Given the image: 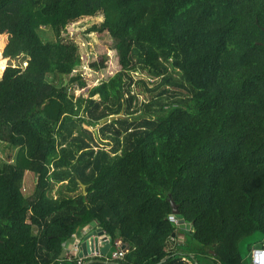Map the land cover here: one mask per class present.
I'll list each match as a JSON object with an SVG mask.
<instances>
[{
    "label": "trees",
    "instance_id": "16d2710c",
    "mask_svg": "<svg viewBox=\"0 0 264 264\" xmlns=\"http://www.w3.org/2000/svg\"><path fill=\"white\" fill-rule=\"evenodd\" d=\"M89 18L115 40L117 71L77 100L91 126L123 112L99 128L118 141L112 157L62 146L75 104L47 79L85 86L61 34ZM0 61V143L19 148L0 166V264H81L60 256L89 224L121 264H243L241 244L264 235V0H0ZM133 84L148 92L137 121ZM81 183L86 194L49 196ZM171 201L192 224L180 247Z\"/></svg>",
    "mask_w": 264,
    "mask_h": 264
},
{
    "label": "rangeland",
    "instance_id": "374dc122",
    "mask_svg": "<svg viewBox=\"0 0 264 264\" xmlns=\"http://www.w3.org/2000/svg\"><path fill=\"white\" fill-rule=\"evenodd\" d=\"M93 22H97V19L89 18L81 23L68 26L65 31H62L61 34L65 41L72 42L78 46L81 64L75 66V70L73 71L72 75L81 76V78L86 82L85 86H80L79 82L77 81L72 83L70 80H68V78L64 79V77L60 75L50 74L48 75L47 79L56 86H67L68 94L73 98V102L75 104L74 109L76 110V113L73 115V122L70 123L67 129L63 131L64 137H59L62 146H67L75 150L77 148L76 140L80 139L81 141L90 144L95 150H98V148L106 150L109 156L112 157L114 155L115 149L119 147L117 139L112 137L111 134L104 132L102 133L99 130L102 123L91 126L85 117L86 114L84 112V103H78L77 100V98H86L89 94V88L100 83L101 81L108 80L117 71L118 62L115 40L108 32L89 33L87 28L91 26ZM39 34L44 42L56 40V34L49 26L41 27L39 29ZM103 55L106 56L104 67L96 68L91 65L92 62L99 61L100 56ZM2 63H4V66L6 65L5 61H0L1 65ZM14 64H19V61L14 62ZM23 64L26 65L25 62ZM130 92L131 94L136 95V99L133 102L134 113L130 116V120L137 121L142 116H144L142 104L144 100L148 98V92L142 85L138 84H133L130 87ZM95 99H99V96H96ZM123 116V112H121L117 117ZM52 128L55 127L52 126ZM93 134L97 138V142L93 139ZM18 150V147L7 146L5 143H0V166H3L5 163H12L16 158ZM36 182L37 177L32 172L27 171L23 185L24 193L30 194L34 190ZM78 193H84V188L82 186H79L75 192H70L67 190V188L65 189L64 185L54 184L49 191V196L56 198L59 195L72 196ZM179 238L180 239L176 240L177 243L180 244L178 247L184 245L185 242L192 241V236L190 234L182 233ZM257 242L264 243V235L257 234L241 244L240 252L243 257V264H251L252 248L259 246ZM68 246H70L69 242ZM120 247L121 246H112L107 256L113 258L114 253L118 252V248Z\"/></svg>",
    "mask_w": 264,
    "mask_h": 264
},
{
    "label": "built area",
    "instance_id": "2783aa9c",
    "mask_svg": "<svg viewBox=\"0 0 264 264\" xmlns=\"http://www.w3.org/2000/svg\"><path fill=\"white\" fill-rule=\"evenodd\" d=\"M26 64V62H25ZM75 70V69H74ZM73 70V71H74ZM169 221L176 224L178 226V217L175 214H171L169 216ZM96 225L89 224L83 228H79V231L73 235L75 238V243L68 251L70 256H78V253L80 251V244L83 239H85L88 235H91L92 238L96 235ZM111 244V238L107 234H100L99 235V243L98 247L92 242L90 245V254L99 255L101 253V248L105 245ZM84 259V258H83ZM79 257V261L81 262L83 260ZM251 264H264V246H255L252 249L251 253Z\"/></svg>",
    "mask_w": 264,
    "mask_h": 264
},
{
    "label": "water",
    "instance_id": "95a60500",
    "mask_svg": "<svg viewBox=\"0 0 264 264\" xmlns=\"http://www.w3.org/2000/svg\"><path fill=\"white\" fill-rule=\"evenodd\" d=\"M115 118V116H112L111 118H105L103 120H101V123H106L108 121H111ZM83 188H84V194H86V185L81 183L80 184ZM171 206H172V210H173V213L178 217V228L181 232H184L186 234H188L190 232V229H191V223H188L186 222L182 215L180 214V211L178 209V206L177 204L174 202V201H171ZM79 231V228L77 229V232ZM95 236L92 238L91 235H88L84 240L83 242H81L80 244V251H79V257L81 258H85L86 256H88L89 254L87 253V246L88 245H91L90 243H94L97 247H98V243H99V235L102 234V231L100 228H97L96 231H95ZM176 233H174L173 235H175ZM111 249V244H108V245H105L101 248V252L103 253V255H107L108 252L110 251ZM67 253V249L64 248L63 251H62V254L60 256V258H63L65 257ZM88 254V255H87ZM192 258L193 255H190ZM172 257V255H168L166 256L161 262H165L168 258ZM94 262H101V263H104V264H107V263H112V262H107V261H103V260H90V261H87V262H84L82 264H91V263H94ZM194 262L195 264H198L197 260L194 259ZM112 264H117V263H112Z\"/></svg>",
    "mask_w": 264,
    "mask_h": 264
},
{
    "label": "flooded vegetation",
    "instance_id": "af4514ba",
    "mask_svg": "<svg viewBox=\"0 0 264 264\" xmlns=\"http://www.w3.org/2000/svg\"><path fill=\"white\" fill-rule=\"evenodd\" d=\"M182 233L183 232H181V231L177 233V236H176L177 239L176 240L180 239L179 237L181 236ZM177 252H179V251L177 250ZM116 258H117V256H114V259L115 260L110 259V257H108L107 255L104 256L103 253L102 254H99V255L90 254V255H88L87 257H85L83 259L84 261L82 260L80 263L82 264V263L87 262V261H90V260H103V261H107V262L121 264V263H119V261ZM112 263H107V264H112ZM91 264H104V263L94 262V263H91Z\"/></svg>",
    "mask_w": 264,
    "mask_h": 264
},
{
    "label": "crops",
    "instance_id": "0c3cea01",
    "mask_svg": "<svg viewBox=\"0 0 264 264\" xmlns=\"http://www.w3.org/2000/svg\"><path fill=\"white\" fill-rule=\"evenodd\" d=\"M84 240V239H83ZM83 240L81 241V242H83ZM85 241V240H84ZM68 242H69V244H70V246H68ZM68 242H66V244H65V246H64V248H66L67 249V253H66V255L65 256H70V254H69V250H70V248L73 246V244L75 243V238L74 237H72ZM91 244V243H90ZM87 253L89 254L90 253V245H88L87 246ZM87 254V255H88ZM78 257H79V253H78ZM87 257V256H86ZM81 258V257H80ZM83 259V258H82Z\"/></svg>",
    "mask_w": 264,
    "mask_h": 264
}]
</instances>
